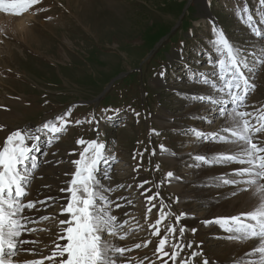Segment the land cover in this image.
I'll return each mask as SVG.
<instances>
[{
    "label": "rangeland",
    "instance_id": "rangeland-1",
    "mask_svg": "<svg viewBox=\"0 0 264 264\" xmlns=\"http://www.w3.org/2000/svg\"><path fill=\"white\" fill-rule=\"evenodd\" d=\"M245 3L257 26L264 29V24L259 23L258 12L264 11L259 0H42L35 9L43 11L30 10L22 15L30 16V30L23 34L24 39L0 31V108L8 113V117H0V124L7 135L17 128H34L71 109L68 119L72 123L51 145L42 141L43 149L36 154L52 158L45 162L44 169L57 168V174L53 175L55 169L46 174L51 180L40 193L46 188L60 192L66 187L70 176L65 173L74 171L71 161L79 158L84 147L77 145L78 139L101 141L105 144L107 166L112 170L108 176L115 183L114 191L108 193L110 199L121 204L130 190L129 197L144 211L146 201L137 185L148 181L144 185L152 190L148 194L159 193V198L152 201L157 208L152 210L150 223L157 219L162 202L167 206L164 211L172 215L157 226L161 234L169 225L177 228L175 236L168 235L165 250L171 252L170 245L191 242L192 248H185L176 264L188 259L192 251L200 253L193 258V264H203L208 258L196 237L199 229L205 228L204 222L188 223L185 216L178 224L174 220L184 211L179 192L171 186L184 181L186 171L183 164L171 167L170 159L179 152L189 153L188 149L199 141L190 130L207 133V124L213 117L207 111H198L199 115L185 118L183 127L168 125L167 121L183 120L180 114H187L193 104L204 107L192 96L212 94L208 86L195 83L192 77L194 73H204L216 78V67L210 63L218 58L210 44L213 26L243 49L248 63L254 66L249 75L255 88L246 100L248 107L242 110L252 111L264 105V64L259 63L264 60V39L255 37L237 17V8L242 9ZM76 120L82 123L76 124ZM161 144L166 152L160 151ZM194 152L211 157V153L199 148ZM198 163L201 166L197 168L210 166ZM118 166L121 170L117 174L114 167ZM167 172L175 178L166 180ZM209 183L211 188L217 184L213 179ZM121 211L122 208L115 209L113 214L120 217ZM143 218L142 214L138 216L139 224L127 231L126 239L115 244L132 249L126 253L129 264H159L155 249L160 237L151 235L152 229ZM214 225L221 229L219 224ZM180 227L185 229L182 236ZM46 228L48 231L41 234L39 241L51 245L58 228L56 220L51 219ZM148 240L152 243L147 247L133 248Z\"/></svg>",
    "mask_w": 264,
    "mask_h": 264
},
{
    "label": "snow or ice",
    "instance_id": "snow-or-ice-1",
    "mask_svg": "<svg viewBox=\"0 0 264 264\" xmlns=\"http://www.w3.org/2000/svg\"><path fill=\"white\" fill-rule=\"evenodd\" d=\"M41 2L42 0H0V13L20 17L30 10L43 11L35 9ZM259 5L264 9V0H259ZM236 15L255 37L264 39V29L257 26L246 3L242 9L237 8ZM258 15L259 23L264 24V11H259ZM212 32L210 44L218 58L210 63L216 67V78H209L204 73H194L192 77L195 83L208 86L212 94L195 95L191 99L217 106L215 110L223 123L218 131L205 133L195 128L190 131L199 141L227 144L231 147L211 157L195 155L194 160L210 166L240 165L232 168L230 173L214 177L213 181L237 187L238 191L251 192L253 206L249 211L235 216L215 218L214 222L233 233L230 239L241 243L251 242V247L236 264H264V136L260 135L264 133V105L252 111L242 110L248 107L246 100L255 88L250 83L249 75L254 72V66L248 63L244 50L233 45L221 29L213 26ZM259 63L264 64V60ZM70 116L71 109L34 128H17L0 142V264H45V261L49 264H129L126 253L132 249L113 242V238L124 240L127 237V232L122 230L128 222L113 215V211L123 205L110 199L108 193L113 192L114 188L104 187L97 176L100 166L107 163L103 142L96 139L86 141L82 138L76 141L78 146L84 147L78 154L79 158L71 161L74 171L65 173L70 179L60 192L67 193V196L26 199L30 195L29 188L39 167L35 154L40 152L41 141L51 145L58 140L59 135L72 123L68 119ZM75 123L80 124L82 121L76 120ZM3 130L4 126L0 125V131ZM152 131L155 133V130ZM159 149L161 152L167 151L163 144L159 145ZM72 154H76L75 150ZM152 154L155 155V151ZM133 158L135 159V155ZM194 166L199 167L200 163ZM158 169L157 165L156 170ZM173 175L172 172H167L165 179L168 180ZM148 183L142 181L137 185L142 189L141 195L146 201V223L152 210L157 208L152 201L159 198V193L148 194L152 191L144 187ZM242 184L246 187H238ZM52 207H58V215L63 218L58 219L57 232L51 245H44V249L48 250L47 254H44V249L24 247L39 242L22 238L25 234L37 231L29 225L52 218L49 215L34 218L29 214ZM166 207L161 202L157 219L154 223H149L148 227L152 229V236L160 237L155 249L157 259L161 260V264H169V260L176 264L180 253L185 248H192V244L176 243L170 245L171 252L165 250L169 246L168 235L175 236L177 231L175 225H169L162 235L157 227L172 215L164 211ZM185 215L187 214L175 215L176 224ZM39 231L48 229L41 228ZM184 231L183 227L179 228L181 236ZM150 243V240L144 241L143 245L137 243L133 248L147 247ZM21 253L39 258L27 259ZM199 255L200 253L192 251L188 259H180L179 264H193V258ZM164 257L168 259H163ZM203 264L210 262L205 259Z\"/></svg>",
    "mask_w": 264,
    "mask_h": 264
},
{
    "label": "bare ground",
    "instance_id": "bare-ground-1",
    "mask_svg": "<svg viewBox=\"0 0 264 264\" xmlns=\"http://www.w3.org/2000/svg\"><path fill=\"white\" fill-rule=\"evenodd\" d=\"M29 19H30V16L13 17L11 15L0 13V31L2 32L6 31L16 38L24 39L23 34L25 35L30 30V27H28L29 25L27 24L29 22ZM11 84L12 82L8 85H11ZM195 94H197V92ZM0 106L2 105L0 104ZM216 107L217 106L210 105V104L209 105L205 104L204 107H202L200 104H193L192 106H189V108H187V114L186 113L180 114L183 120L172 122L171 121L172 119H171L167 121V123L169 122L168 125H171L174 127L175 126L183 127L184 123L187 121V120L185 121V118H187V116L191 117L194 115H199V114H196L198 111L200 112V114H203V113L205 114L209 112L212 115L213 119H212V122L207 124L208 126L206 128L209 129L207 133L218 131L221 128L223 122L219 118L218 113L215 110ZM1 110H0V117L1 118L8 117V113L4 112L3 110L1 111ZM167 114H170V113L167 112ZM171 115L172 114H170V116ZM163 121H166V118H163ZM193 121H196V120H193ZM6 135H7V131L5 130V126H4V130L0 131V142H2V138L5 137ZM42 144L43 142L41 141L40 151H42L41 149H43ZM230 147L231 145H227V144L196 141L195 145L192 148L189 147L190 148L188 149V151L190 150L189 153L179 152L176 156L174 155L175 157L172 156L170 159L171 167H174L178 164L180 165L183 164V166L185 167L183 168L186 171V176H185L186 178H184V181L180 180L181 183H177V184L174 183L175 185L173 184L172 186L170 183V186L173 189L174 188L177 189V191L179 192V196H181L182 198L183 202H181L182 203L181 206L183 208L184 213L187 214L184 217V221L188 223H194V224L200 223L201 225H202V222H204L205 228L199 229L196 238H197V241L202 242V248L204 249L206 253V257L208 258L207 260L210 262V264H236V262L239 259L244 257V254L248 251L249 247H251V242L241 243L239 241L230 239V236L233 235V233H229L226 230V228L223 227L221 224L217 223L221 226L220 230L216 227V225H214L216 224V222H214L215 218L235 216L240 213L249 211L253 206L254 201H252L251 199V196H252L251 192L238 191L237 187L223 185V184H216V186H213V188L210 187L209 182L214 177L219 176L222 173H230L232 168L240 167V165H237V164H232V165H227V166L212 165V166H207V167L205 166L203 167L202 165V167L200 168H197L194 166L198 163V162L197 163L194 162L195 161L194 156L200 154V152H194L195 150H197V148H199V150H201L202 152L204 151V152L211 153L209 155L212 156L218 152L226 151ZM48 157L49 158L38 157L37 162L39 164V167L35 173V178L32 180L31 186L29 188L30 195L26 199L35 200V199H43L46 196H54V197L66 196L67 193H61L58 191H50L47 188L44 193H40V191H42V188H43L42 186L45 187L46 186L45 183H49V181L51 180L49 177L48 178L46 177V174H50L51 171L54 169H55V172L53 175L57 174L56 167H53L49 170L44 169L45 162L52 160L50 156ZM165 160L166 162L169 161L167 158H165ZM107 164L108 162L100 166V171L97 173V176L101 184L104 187L112 188L115 184L113 181L114 178L112 180L109 179L108 173H110L112 170L110 169V166H107ZM114 168L113 170L115 172L116 171L118 172L119 170H121L119 166L114 167ZM170 169H173V168H170ZM173 181H176V180L173 179ZM238 187H246V185L242 184V185H239ZM234 192L235 194H233ZM48 194H53V195H48ZM130 194L131 192L129 190V192H127L126 195H124V200L121 203V205H123V207H121L122 215L118 217L120 220H126L128 222L124 226V229L122 230L123 232H127L129 229L135 228L139 224L138 222L140 220L139 221L137 220L138 216L142 214L145 217L146 209H144V211L143 209H140L139 208L140 203L137 204L136 202H133L131 200L132 197H129ZM38 207H41V206L38 205ZM142 211L143 213H141ZM58 213H59L58 207L48 208L46 209V211H40V212L33 211L32 213H30L29 215L33 216L34 218L40 215H49L52 218H50L47 221H40L36 224H30L29 227L36 228L37 231L35 233L25 234L22 236V238L39 241V239H41L39 238L41 234L43 236V234L44 233L46 234L47 232V231L41 232L39 231V229L41 228L47 229L46 226L51 219H54V221L56 220L57 225H58V219L63 218V217H59ZM153 216H154V213L152 212L149 215L148 223H146L147 226L151 222ZM117 241H119V239L113 238L114 243H117ZM206 241H208V243H206ZM43 243L39 241L37 244L25 245L24 247L44 249ZM47 251H48L47 249H44V254H47ZM21 256L27 259L39 258L37 256H32L27 253H21ZM163 259H168V257H164ZM159 261L158 263L161 264V260Z\"/></svg>",
    "mask_w": 264,
    "mask_h": 264
}]
</instances>
